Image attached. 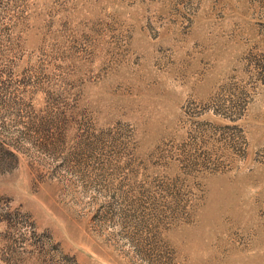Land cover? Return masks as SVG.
<instances>
[{
    "label": "rangeland",
    "instance_id": "1",
    "mask_svg": "<svg viewBox=\"0 0 264 264\" xmlns=\"http://www.w3.org/2000/svg\"><path fill=\"white\" fill-rule=\"evenodd\" d=\"M0 264H264V0H0Z\"/></svg>",
    "mask_w": 264,
    "mask_h": 264
}]
</instances>
